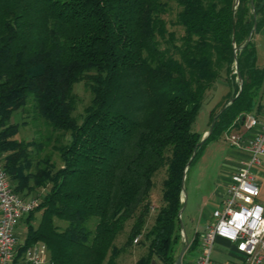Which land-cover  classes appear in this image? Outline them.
Wrapping results in <instances>:
<instances>
[{"label":"trees","instance_id":"obj_1","mask_svg":"<svg viewBox=\"0 0 264 264\" xmlns=\"http://www.w3.org/2000/svg\"><path fill=\"white\" fill-rule=\"evenodd\" d=\"M171 1L180 36L164 18ZM263 24L264 0H0L2 164L16 193L46 189L37 225L33 212L25 218L20 251L42 242L50 264H117L141 236L146 253L134 264H174L186 164L187 174L255 108L264 70L253 37ZM221 80L229 92L201 142L192 125ZM78 83L91 95L80 120ZM17 112L30 120L24 126L42 120L44 141L15 139ZM51 143L58 167L40 156ZM160 173L161 202L147 228ZM197 245L196 235L182 264Z\"/></svg>","mask_w":264,"mask_h":264},{"label":"built area","instance_id":"obj_2","mask_svg":"<svg viewBox=\"0 0 264 264\" xmlns=\"http://www.w3.org/2000/svg\"><path fill=\"white\" fill-rule=\"evenodd\" d=\"M243 127L254 132L246 139L239 133H226V139L246 154L230 177L226 193L203 227L194 264H264V206L259 202L260 188L253 173L264 158V116L246 115ZM0 155V264H50L48 249L37 242L20 251L23 241L17 225L40 204V199L24 197L11 186ZM182 245L191 242L180 231ZM234 247L233 260L216 262L211 254L217 239ZM138 237L134 242L138 241Z\"/></svg>","mask_w":264,"mask_h":264},{"label":"rangeland","instance_id":"obj_3","mask_svg":"<svg viewBox=\"0 0 264 264\" xmlns=\"http://www.w3.org/2000/svg\"><path fill=\"white\" fill-rule=\"evenodd\" d=\"M178 11V7L176 6L175 2L171 1L169 3V11L164 16L166 22H167V29L172 31L174 30L177 34V36H180L182 34L181 29L171 26L170 21H174L175 15ZM73 92L77 97V105L74 111V116L80 120L84 108L90 103L91 95L90 92L85 88L83 83H78L74 85ZM210 94V93H209ZM207 94L206 101L203 105V108L200 110L199 115L197 116L194 124L192 125V130L197 133H202L205 128L208 129V120L206 118V104L209 102L210 95ZM29 118V117H28ZM27 119L26 114L22 112H17L15 115H13L11 122L21 124ZM30 121L29 119H27ZM47 129L45 128L42 120H37L36 122H32L29 124H26L25 126L21 124L19 128L18 134L15 136V139L22 140V141H44V138L47 135ZM69 139V136L66 138ZM214 142V141H213ZM211 143L210 150L215 147V143ZM209 143V144H210ZM51 144L45 146L43 148V151L40 153V156L50 154L53 162L56 164V167L60 166V160L58 157V154L52 150ZM206 148V147H205ZM205 150V149H204ZM204 152V151H203ZM203 154V153H202ZM205 161H201L202 155L198 160L193 163V165L190 167L189 173L187 175V180L185 181L184 187L185 192L188 197V205L187 209L183 213V223L185 225V232L188 239L192 238V230H191V224L188 223V220L186 218V215L189 211H192L191 215L192 218L198 217V205L201 199V195L210 193L217 184L221 181V176H224L226 171L224 158L222 155L220 156V153H216V151L212 152L211 154L207 155ZM163 179V173H160L155 178V187L152 190L151 193V205H150V216H148L145 227H150L151 220L153 219L154 212L160 205V197H161V181ZM46 192V189H40L33 191L29 194L28 197H35L41 200V196ZM41 213L38 211L33 212V215L31 217L30 223L33 226L37 225V222L40 218ZM26 218V217H25ZM23 218L17 226L21 228L22 234L19 235L20 240H23L26 234V222L27 220ZM59 223V222H57ZM132 222H129L126 228V232L120 237H118L115 240V244L119 247L123 246L126 237L128 234V230L130 228ZM63 225H66L65 222H62ZM139 240L141 239V236L138 237ZM180 245H181V239H180ZM181 247H177L176 253H175V259L177 258ZM214 247L216 248L217 245L214 244ZM146 253V245L144 244H138V242H133V245L130 247H126L125 250L121 252L117 259V264H134L135 261L141 256ZM154 264H161L159 261L155 260Z\"/></svg>","mask_w":264,"mask_h":264},{"label":"crops","instance_id":"obj_4","mask_svg":"<svg viewBox=\"0 0 264 264\" xmlns=\"http://www.w3.org/2000/svg\"><path fill=\"white\" fill-rule=\"evenodd\" d=\"M253 42L255 44L256 48V65L258 68L264 70V24L261 27V29L254 34ZM229 92V86L225 80L219 81L214 89L210 91L209 95V102L206 104V118L209 123V113L210 111L221 101H223L224 97ZM199 115V114H198ZM246 115H253L256 117L264 116V77L261 84V87L258 92V97L256 100V105L253 111ZM245 115V116H246ZM205 128V130L202 133H199L202 135V137L207 133L209 130V126ZM254 130H246L245 127L242 126V124L235 123L230 129H228L227 132H225L220 139L212 142L215 143V147L210 150V147L212 146L211 143L207 144L203 154L201 161H205L208 157V154H211L212 152L216 151V153H220V156L224 158L225 167H226V173L224 176H221V181L217 184V186L208 194L201 195V199L198 205V217L192 218V211H189L186 215V218L188 220V223H190L192 232V238L188 239L191 243L194 241L196 235L198 240V245L196 248V251L198 252V247L201 241V234L203 227L211 220V215L214 209L218 207L221 200L223 199L227 186L230 183V177L234 173V171L237 169L240 159L245 157L246 152L241 149L240 147L234 146L226 139V133H239L244 138H248ZM190 170V169H189ZM189 173V171H188ZM185 177V181L187 180V175ZM253 173L255 175L256 181L260 188V196H259V202L264 206V158L261 161V164L254 168ZM185 184V182H184ZM183 199V195H181V201ZM188 205V197L185 196V206L181 213V222L183 225V229L185 232V225L183 223V213L187 209ZM17 236L23 235L21 228L17 226L16 229ZM186 234V232H185ZM20 239V238H19ZM23 241V240H21ZM215 244L217 247L213 248L211 257L216 262H229L233 260L234 256V247L231 243L223 240V239H217ZM182 246L179 244V247ZM197 252H194L192 255L188 256V264H194L195 258L197 256Z\"/></svg>","mask_w":264,"mask_h":264},{"label":"water","instance_id":"obj_5","mask_svg":"<svg viewBox=\"0 0 264 264\" xmlns=\"http://www.w3.org/2000/svg\"><path fill=\"white\" fill-rule=\"evenodd\" d=\"M237 3H238V0H236V4ZM253 31H254V29H252V32ZM249 39H250V37L247 39V41ZM237 79H238L239 83H241V78H240L238 73H237ZM212 127H213V123L210 125L209 130L207 131V133L202 137L201 142L204 141L206 139V137L211 133ZM190 161H191V159H190ZM190 161L186 164V168L184 170L183 177H182V192H181V195H183V199H182L181 202H182L183 206L179 210V213H178V219H179V222H180V229H181L180 231H183V233H185V232H184L183 225H182V222H181V213H182V211L184 209V206H185V196H186L184 182H185L187 169H188V167L190 165ZM185 251H186V246L182 245L181 250H180V252H179L174 264H182V257L184 255Z\"/></svg>","mask_w":264,"mask_h":264}]
</instances>
